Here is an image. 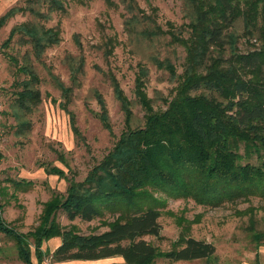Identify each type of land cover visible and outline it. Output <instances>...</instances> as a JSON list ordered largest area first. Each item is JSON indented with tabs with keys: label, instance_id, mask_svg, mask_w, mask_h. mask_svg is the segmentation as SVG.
<instances>
[{
	"label": "trees",
	"instance_id": "1",
	"mask_svg": "<svg viewBox=\"0 0 264 264\" xmlns=\"http://www.w3.org/2000/svg\"><path fill=\"white\" fill-rule=\"evenodd\" d=\"M102 1L108 6L114 4L113 0ZM117 1L134 13L124 19V31L134 43L143 41L147 45V61L171 77L174 94L168 101H161L166 105L164 110L156 111L144 92V64L136 65L132 101L115 77L106 74L123 116L125 128L119 138L80 182L64 179L56 169L52 171L66 181V188L62 195H52L41 203L32 231L19 234L0 216V235L13 243L20 264H33L28 240L36 264H40L42 242L54 237L60 244L46 253L51 262L117 256L124 264H153L156 259L216 264L213 246L204 241L178 236L168 250L160 252L142 237L159 238V202L152 196L154 192L189 198L209 207L264 199V0H182L186 22L178 27L168 23L166 30L137 15L135 0ZM18 2L20 6L0 16V27L18 12L30 18L12 26L2 43L7 48L16 37L19 44L29 47L21 55L23 63L16 67L18 73L27 76L15 84L20 89L17 107L22 109L38 99L33 86L37 76L29 56L38 61L45 49L58 43L56 28L45 27L44 23L50 15L64 11L66 0ZM161 39H166V47H179L184 52L180 73L175 74L169 58H160L155 45ZM240 39L245 44L242 50L238 48ZM67 59L69 81L75 86L83 58L78 55ZM58 89L67 98L71 88L58 82ZM95 100L99 106L97 119L110 132L104 102L98 94ZM133 105L142 113V127H131ZM69 118L72 135L80 139L71 115ZM59 211L69 222H90L104 212L117 216L106 224L105 231L82 235L73 226L61 227L54 220ZM252 211L248 207L242 213L249 216L246 231L258 247L264 245V230L254 229Z\"/></svg>",
	"mask_w": 264,
	"mask_h": 264
},
{
	"label": "rangeland",
	"instance_id": "2",
	"mask_svg": "<svg viewBox=\"0 0 264 264\" xmlns=\"http://www.w3.org/2000/svg\"><path fill=\"white\" fill-rule=\"evenodd\" d=\"M137 15L148 17L162 30L167 24L176 27L185 23L182 0H135ZM63 12L50 15L45 27H54L59 41L44 50L38 61L30 54L29 63L37 76L33 86L38 99L18 109L16 98L20 90L15 84L26 79L16 71L23 62L21 55L29 50L14 37L7 48L2 43L9 29L30 18L21 12L0 27V206L1 218L19 234H26L38 223L41 203L52 195L63 194L66 181L80 182L92 166L109 151L124 130L123 116L109 87L106 74L111 73L124 95L133 100V78L137 64H144V92L153 102L154 110H164L161 101L174 94L175 83L164 71L157 70L147 61L149 48L143 41L134 43L123 28V21L134 13L127 12L117 0L106 5L102 0L65 2ZM20 6L18 0H0V16L9 8ZM134 9V8H133ZM133 39V40H132ZM159 40L155 45L160 58L167 57L180 73L184 52L179 47H166ZM240 50L244 40L238 41ZM78 44V45H77ZM79 46V47H78ZM81 55L82 73L77 84L69 81L68 56ZM13 59V60H12ZM58 82L69 87L64 98ZM95 94L101 96L111 131L104 130L97 119L99 106ZM131 127L143 126L138 106L131 108ZM80 139L70 130V118ZM61 171L62 177L54 174ZM54 171V173H52ZM51 172V173H50ZM159 205L157 223L159 238L144 236L142 240L164 252L178 236H189L209 243L214 248L216 264H264V245L254 246L246 228L249 216L242 213L251 208V220L256 231L264 230V199L250 198L248 202H225L219 207L199 205L189 198H171L154 192ZM116 214L104 212L102 217L90 222L77 219L69 222L62 212L54 220L61 227L75 228L82 235L101 233ZM30 243L31 260L32 245ZM41 250V248H40ZM43 252V263L51 260ZM46 258V259H44ZM0 264H20L13 243L0 235ZM153 264H205L204 260L167 262L156 259Z\"/></svg>",
	"mask_w": 264,
	"mask_h": 264
},
{
	"label": "crops",
	"instance_id": "3",
	"mask_svg": "<svg viewBox=\"0 0 264 264\" xmlns=\"http://www.w3.org/2000/svg\"><path fill=\"white\" fill-rule=\"evenodd\" d=\"M59 244H60V239L58 237H54V238H51V239H48L42 242L40 248H41V251L43 252L47 251V253L50 254ZM32 263L36 264L35 258H34V262ZM40 264H46V263H43V260H42ZM49 264H124V263L120 257L116 256V257L92 260V261L71 260V261H64V262H50Z\"/></svg>",
	"mask_w": 264,
	"mask_h": 264
}]
</instances>
